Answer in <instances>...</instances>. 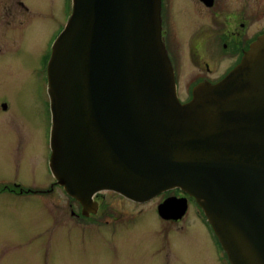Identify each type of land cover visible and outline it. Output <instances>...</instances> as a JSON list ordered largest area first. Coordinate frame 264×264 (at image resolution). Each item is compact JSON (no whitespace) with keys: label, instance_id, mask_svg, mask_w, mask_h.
I'll use <instances>...</instances> for the list:
<instances>
[{"label":"water","instance_id":"95a60500","mask_svg":"<svg viewBox=\"0 0 264 264\" xmlns=\"http://www.w3.org/2000/svg\"><path fill=\"white\" fill-rule=\"evenodd\" d=\"M48 64L49 167L96 214V194L146 203L180 189L230 264H264V35L222 80L181 103L162 0H72ZM188 200L158 207L181 220Z\"/></svg>","mask_w":264,"mask_h":264},{"label":"rangeland","instance_id":"374dc122","mask_svg":"<svg viewBox=\"0 0 264 264\" xmlns=\"http://www.w3.org/2000/svg\"><path fill=\"white\" fill-rule=\"evenodd\" d=\"M66 1L68 13L63 12ZM26 3L36 20L28 41L32 53L0 58V96L11 101L9 111L0 113V264H229L199 219L198 211L203 212L196 202L185 219L175 223L158 217L157 209L169 194L143 204L109 194L113 216H103L102 211L95 223L79 224L63 190L55 187L48 195L28 192L49 190L54 182L45 82L32 72L44 50L39 30L46 26L45 34L55 39L72 4L71 0ZM10 131L15 133L12 146L6 142ZM19 138L27 142L22 153ZM17 183L25 193L14 186Z\"/></svg>","mask_w":264,"mask_h":264},{"label":"flooded vegetation","instance_id":"af4514ba","mask_svg":"<svg viewBox=\"0 0 264 264\" xmlns=\"http://www.w3.org/2000/svg\"><path fill=\"white\" fill-rule=\"evenodd\" d=\"M5 2L10 3L5 5ZM66 11L68 13L67 1L63 9L64 13ZM33 13V9L28 6L26 0H0V58L4 56L22 58L27 52L32 53L29 46L32 39L30 34L36 29ZM71 13L72 6L67 18L65 15V22L60 28V33L65 29ZM161 14L162 37L173 65L177 93L182 103L192 99V92L197 85L203 82L215 84L227 76L240 63L250 46L264 35V0H162ZM45 32L46 26L39 30L41 35L39 38L43 41L44 50L41 57L36 60L32 72L38 76H43L48 100L47 106L51 117L48 96V64L52 55L53 43L60 33L55 39H52ZM47 35L48 37L45 38ZM186 78H188L187 82H185ZM183 92L184 96L182 95ZM10 104L9 98L4 97V95L0 96V113L8 112V105ZM50 130L51 124L49 135L47 134L48 140H50ZM14 134L10 131L9 135L12 137L6 136L8 146L13 145ZM25 143L27 144L26 140L19 138L18 153L24 151V146H27ZM14 186L20 188L19 191L22 193L26 192L23 185L17 183ZM55 187L64 191L63 187L57 185L54 179L49 190H29L28 192L48 195L53 192ZM65 194L67 193L65 192ZM109 194L119 195L114 192L96 194L93 201L97 213L90 214V216H85L83 206L70 197L72 200L69 204L71 216L79 224L85 221L95 223L102 211H104L103 216L106 215L111 218L114 209L108 201ZM162 195H168L162 202L171 197L187 199L188 209L194 203L192 198L180 190H173ZM119 196L126 201L135 203L121 195ZM48 205L51 204L48 203ZM54 207H59V205L54 203ZM119 215L121 216V214ZM123 215L125 214L123 213ZM186 216L187 213L181 220L173 221L164 220L158 215L160 219L166 222L175 223L181 222ZM198 216L219 247L221 257L226 261L225 252L204 214L198 211ZM106 223H110L109 220H106Z\"/></svg>","mask_w":264,"mask_h":264}]
</instances>
